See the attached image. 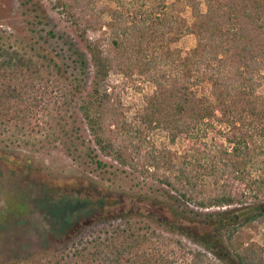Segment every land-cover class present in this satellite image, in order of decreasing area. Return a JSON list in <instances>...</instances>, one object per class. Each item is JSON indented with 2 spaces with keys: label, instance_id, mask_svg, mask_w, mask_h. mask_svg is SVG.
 <instances>
[{
  "label": "trees",
  "instance_id": "16d2710c",
  "mask_svg": "<svg viewBox=\"0 0 264 264\" xmlns=\"http://www.w3.org/2000/svg\"><path fill=\"white\" fill-rule=\"evenodd\" d=\"M111 1L115 8L104 0L56 4L86 41L95 69L93 88L80 104L96 146L88 147L87 162L106 167L100 159L103 154L153 176L184 202L204 209L245 204L251 195L259 198L264 194V132L256 128L234 135L229 138L231 150L220 154L209 149L202 136L214 126L218 112L228 119L245 113L244 107H233L243 101L251 105L247 112L264 119V108L251 100L264 86V0ZM179 4L192 8V24L176 12ZM105 13L110 16L106 50L101 38H86L89 30L100 29ZM191 33L198 43L189 54L183 56L171 47V40ZM25 71L31 75L24 57L0 45V134L11 130L24 134L39 127L35 119L42 101L28 99V80L18 86L3 84ZM112 71L127 79L136 72L146 74L155 84L148 105L138 108L130 121L122 110L125 85L103 87ZM158 127L169 131L172 141L180 136L189 140L177 160L151 138ZM253 170L263 174L253 177ZM192 212L194 217L185 216L187 224L174 220L203 248L190 250L189 264H215L209 252L220 258L227 248L238 264H264V245L236 240L244 224L264 220V202L256 209ZM128 230L104 228L80 238L64 264H126L138 243L135 232Z\"/></svg>",
  "mask_w": 264,
  "mask_h": 264
},
{
  "label": "rangeland",
  "instance_id": "374dc122",
  "mask_svg": "<svg viewBox=\"0 0 264 264\" xmlns=\"http://www.w3.org/2000/svg\"><path fill=\"white\" fill-rule=\"evenodd\" d=\"M103 3L116 7L111 0ZM56 4L57 0H0V45L22 55L31 73L25 71L3 84L18 86L25 78L28 99L42 101L36 131L0 134V264H64L74 243L104 228L135 232L138 243L126 264H189L190 250L203 248L174 220L187 224L194 217L192 210L204 214L241 206L256 209L264 194L251 195L245 204L204 209L184 202L153 176L103 154L100 159L106 167L89 164L86 152L96 146L80 104L93 88L95 69L86 41ZM176 12L187 24L195 20L187 5L179 4ZM109 22V14H103L100 29L86 35L90 40L101 38L105 50ZM170 42L186 56L198 37L191 33ZM117 83L125 85L122 110L130 121L138 108L148 105L155 84L146 74L136 72L127 79L112 71L103 87ZM251 100L264 108V86ZM250 106L244 101L234 104L246 112L233 119L218 112V120L202 136L209 149L220 154L231 150L229 138L234 135L256 128L264 132V119L247 112ZM151 138L172 160L189 146L182 136L172 141L163 127L155 128ZM263 173L253 170L252 175ZM236 238L247 245H264V220L244 224ZM209 255L215 264H238L231 248L224 257Z\"/></svg>",
  "mask_w": 264,
  "mask_h": 264
}]
</instances>
